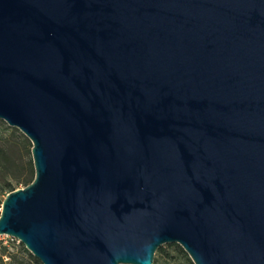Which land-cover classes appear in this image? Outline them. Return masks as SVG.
<instances>
[{"label":"water","instance_id":"1","mask_svg":"<svg viewBox=\"0 0 264 264\" xmlns=\"http://www.w3.org/2000/svg\"><path fill=\"white\" fill-rule=\"evenodd\" d=\"M0 120L41 264H264V0H0Z\"/></svg>","mask_w":264,"mask_h":264},{"label":"trees","instance_id":"2","mask_svg":"<svg viewBox=\"0 0 264 264\" xmlns=\"http://www.w3.org/2000/svg\"><path fill=\"white\" fill-rule=\"evenodd\" d=\"M33 177L34 167L30 141L17 128L10 127L0 120V205L7 193L28 185ZM0 248L2 252L0 264H5L3 255L8 257V264H13L10 253L6 252V247ZM165 248H169L170 252ZM20 249L29 257L30 261L40 264L22 244H20ZM161 260H167L173 264H193L187 253L175 243L157 248L153 264H159Z\"/></svg>","mask_w":264,"mask_h":264},{"label":"rangeland","instance_id":"3","mask_svg":"<svg viewBox=\"0 0 264 264\" xmlns=\"http://www.w3.org/2000/svg\"><path fill=\"white\" fill-rule=\"evenodd\" d=\"M0 247H7L6 252L10 253V257L13 259V264H36L30 261L29 257L21 251L20 244H18L15 240H7V244H2V240H0ZM167 251L170 252L169 248H165ZM1 248H0V255H1ZM3 263L8 264V257L3 255ZM41 264V263H40ZM159 264H173L168 262L167 260H161Z\"/></svg>","mask_w":264,"mask_h":264},{"label":"built area","instance_id":"4","mask_svg":"<svg viewBox=\"0 0 264 264\" xmlns=\"http://www.w3.org/2000/svg\"><path fill=\"white\" fill-rule=\"evenodd\" d=\"M15 240L18 244H21L20 241L14 237H11L9 235L6 234H0V240H2V244H7V240ZM7 248V247H6Z\"/></svg>","mask_w":264,"mask_h":264}]
</instances>
